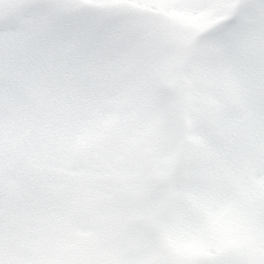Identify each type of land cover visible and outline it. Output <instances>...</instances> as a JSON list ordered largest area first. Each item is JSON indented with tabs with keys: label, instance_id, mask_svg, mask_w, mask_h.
Listing matches in <instances>:
<instances>
[{
	"label": "snow or ice",
	"instance_id": "1",
	"mask_svg": "<svg viewBox=\"0 0 264 264\" xmlns=\"http://www.w3.org/2000/svg\"><path fill=\"white\" fill-rule=\"evenodd\" d=\"M0 264H264V0H0Z\"/></svg>",
	"mask_w": 264,
	"mask_h": 264
}]
</instances>
